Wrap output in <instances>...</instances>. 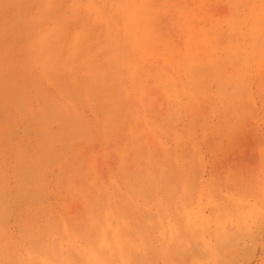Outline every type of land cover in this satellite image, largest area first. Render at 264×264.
<instances>
[{
    "label": "rangeland",
    "instance_id": "1",
    "mask_svg": "<svg viewBox=\"0 0 264 264\" xmlns=\"http://www.w3.org/2000/svg\"><path fill=\"white\" fill-rule=\"evenodd\" d=\"M19 3L0 0V264H264V66H253L260 56L251 58L243 85L224 86L227 94L237 96L234 103L214 98L219 95L217 85H203V99L191 112L184 107V97L174 102L181 110L170 129L180 140L162 138L166 151L149 132L147 118L160 124L168 102L149 85L152 77L146 74L151 71H142L141 81L148 84L141 85L148 96L145 107L129 85H122L127 92L120 91L123 108L132 113L127 116L123 109L125 131L116 139L95 133L81 140L74 135L65 146L66 158L31 174L17 163H28L40 154L44 144L37 134L39 126L47 123L45 136L58 137L60 128L71 129L73 116L92 124L107 107L101 102L93 107L82 101L66 104L67 93L82 88L76 81L86 80L87 65L80 60L72 59L75 75L60 77L58 85L35 81L41 58L31 39L38 40L58 15L64 38L76 30L80 22L68 19L69 1L57 0L51 18L38 27L24 21L44 6L43 1ZM180 3L193 5L192 0ZM247 4L207 0L189 28L208 27L227 12L241 14ZM204 11L209 19L200 18ZM174 17L171 10L164 13L157 28L162 37L181 45L179 29L185 24ZM226 29L218 24L210 33L222 43ZM104 32L98 23L91 26L96 39L103 40ZM64 38L60 37L62 42ZM59 46H51L50 52L63 54L66 48ZM92 57L93 70H102L107 53L97 51ZM149 63L169 73L159 60ZM144 66L150 69L148 63ZM18 96L20 108L15 102ZM52 106L61 110V116L48 119L47 108ZM232 106L242 114L233 112ZM155 162L160 165L154 171ZM151 163L153 168L148 167ZM68 172L69 180L64 177Z\"/></svg>",
    "mask_w": 264,
    "mask_h": 264
},
{
    "label": "bare ground",
    "instance_id": "2",
    "mask_svg": "<svg viewBox=\"0 0 264 264\" xmlns=\"http://www.w3.org/2000/svg\"><path fill=\"white\" fill-rule=\"evenodd\" d=\"M6 1L10 4L16 3V6L20 4L19 1L21 2V0ZM42 1L44 6H41L40 9L30 14L27 18L28 20L24 21V24L27 23V25L38 27L51 18L52 13L58 8L57 0ZM68 1V19L75 18L80 22V25L67 38H64L60 28L62 15H58L56 17L57 19L53 20L54 25L50 28L43 29L38 40L31 39L32 43L39 50L38 57L41 58L39 71L34 76L35 81L41 80L58 85L60 77L71 78V76L73 77L75 75L70 64L72 59L80 60L85 66L87 65L85 67L86 80L85 82L76 81L77 85H82V88L80 87V91L76 94L67 93L68 95L65 98L66 104L72 106L73 102L82 101L93 107L94 102H101L104 103L107 108L100 117L97 116L94 118L92 124L82 122L72 115L73 119L71 120L70 130L73 132L66 128H60L58 137L45 136L47 134V123L44 122L45 125L39 126L37 134L41 137L42 143H40L48 145V148L44 149L43 145L40 154L34 157L32 161L28 163H19L18 161L17 163V167L26 168L31 174L38 170V168L47 166V164H50L49 162L57 163L59 160L66 158L67 152L65 151V146L71 143L74 135L80 136L81 140L95 133L102 137L116 139L118 137L116 135L118 132L125 131V124H123L126 121L123 120L124 113L127 116H129V113H132L130 109L123 108L120 91L127 92V90L123 89L122 85H129V91L132 92L137 97L139 103L145 107V105L148 104V96L141 85L148 84L141 81L142 71H151L149 74H146L150 76L149 78L152 77V80H149L152 81L149 85H153L157 91L161 92L168 102L166 113L161 119L160 124H156V121L147 118L149 132L157 140L161 150L166 151V146L163 145L162 138L173 140L176 143L180 140L179 136L170 129V125L178 117L181 110L179 104H175L174 102L184 97V107L191 112L195 104L203 99L202 96H200L203 85H217V94L219 93V95L214 98L218 100L221 98L224 99L228 105L232 104L237 96L235 98L234 95L231 96L227 94L224 90V86L243 85V83L246 82L248 77L247 69L250 68V63H252L251 58L254 57V55L257 57L259 55L260 59H255L253 61L255 64L252 63L253 66H255L256 69L264 66V0H215L230 5L238 4V2H248L249 4L246 5L245 12L243 11L241 14L237 13V11L232 13L227 12L212 20L214 24L208 27L202 26L198 28H189V25L194 20L199 19L198 11L204 9L203 6L207 0H192L193 5L191 7L186 6L184 3H180V6V0H157L158 3H154L153 0H85L84 4H80L77 0ZM181 1L183 2V0ZM110 2L115 5L114 8H109ZM170 10L173 12L174 18H176L177 21L185 24V26H181V29H179L183 32V44L181 45H174L168 38L162 37L157 28L161 16ZM200 18L209 19L210 17L209 14L204 11ZM17 22H19L18 19ZM95 23L100 24L105 30L103 40L101 38L96 39L91 33V26ZM218 24H224L227 28L222 34L223 37L221 39L224 40L222 43L216 39V36L210 33V28ZM60 37L61 39L62 37L64 38V42H62ZM61 44L66 48L63 54H58L57 51L50 52L49 49L51 46L53 47L55 45L60 47L59 45ZM97 51L106 52L107 59L102 70L94 71L89 63L93 58L92 55ZM241 52L246 54L245 57L250 56V58L246 60L245 57L239 58ZM155 60H159L162 65L167 66L169 73L167 74L160 67H153L155 64L149 63ZM145 63H148V66H150L149 70H146L144 66ZM198 67L203 71H199ZM153 68H155V70H153ZM10 81L15 82L17 80L12 79ZM15 84L17 83L15 82ZM18 85L23 84L18 81ZM15 102L16 106L20 108L22 98L20 96L16 97ZM232 107L234 108L233 112L236 111L237 114H242L239 110H236V107ZM47 109L49 114L48 119H55L56 116H61V110H59L58 107L52 106ZM37 120L39 119L37 118ZM58 120L61 121V119ZM65 130L66 133H63ZM56 144L60 145V148L58 150L52 149ZM25 149L26 148H24V150ZM118 151L122 152L121 149ZM150 153L152 154V152ZM25 154H27V152ZM16 155L19 156L18 153ZM165 156L164 158L167 157ZM146 164L147 163H145V165ZM151 165L152 163L149 164L148 167H152ZM156 165L160 164L155 162L154 171ZM98 172L100 173V170ZM15 173L16 172H14L13 175H15ZM141 173H143V171ZM155 174L157 175L156 172ZM128 175H130V173ZM70 176V172L64 175L67 180H69ZM144 176L147 178L146 174ZM174 177L176 178V175ZM137 179L139 178L136 177V180ZM150 181L152 182V180ZM38 214H40V212ZM2 234L4 233L2 232ZM51 241L53 242V240ZM39 244H41V242Z\"/></svg>",
    "mask_w": 264,
    "mask_h": 264
}]
</instances>
